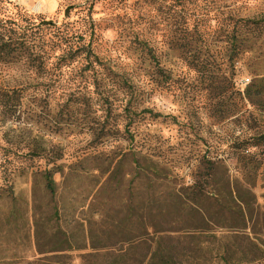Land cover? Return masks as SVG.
Segmentation results:
<instances>
[{"label": "rangeland", "instance_id": "rangeland-1", "mask_svg": "<svg viewBox=\"0 0 264 264\" xmlns=\"http://www.w3.org/2000/svg\"><path fill=\"white\" fill-rule=\"evenodd\" d=\"M8 1L78 55L0 63V264H264V0Z\"/></svg>", "mask_w": 264, "mask_h": 264}, {"label": "trees", "instance_id": "trees-1", "mask_svg": "<svg viewBox=\"0 0 264 264\" xmlns=\"http://www.w3.org/2000/svg\"><path fill=\"white\" fill-rule=\"evenodd\" d=\"M9 2L8 0H0V63L8 62H23L28 65L37 73H41L45 69V61L49 58L50 52L55 49H60L62 55L74 58L76 51H72L71 45L65 44L62 41L63 36L59 35L54 39H46L45 35L41 32V26L53 27V30L58 31L59 26L55 21L45 19L41 15H33L27 13L20 7L14 10H4L3 5ZM74 6H67L65 13ZM8 15H7V14ZM67 45V46H65ZM62 46H64L62 48ZM60 53V54H61ZM6 98H0V104L5 108L11 110L17 108L20 104V94L18 90H12L10 93L4 91L3 94ZM252 170V169H251ZM249 175L252 171H247ZM50 169H45L41 173V181L44 190L49 193L51 202L55 194V181ZM53 215L57 216V208L53 204ZM38 226H41L38 223ZM49 231L57 237L58 250H64L72 247L71 241L68 236H64V232L58 227L57 224L48 225Z\"/></svg>", "mask_w": 264, "mask_h": 264}]
</instances>
